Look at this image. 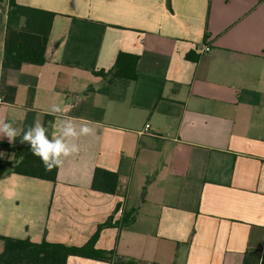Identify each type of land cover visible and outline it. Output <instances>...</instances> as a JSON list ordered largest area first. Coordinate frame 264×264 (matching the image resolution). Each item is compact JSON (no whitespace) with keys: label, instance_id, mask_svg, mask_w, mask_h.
Listing matches in <instances>:
<instances>
[{"label":"crops","instance_id":"1","mask_svg":"<svg viewBox=\"0 0 264 264\" xmlns=\"http://www.w3.org/2000/svg\"><path fill=\"white\" fill-rule=\"evenodd\" d=\"M15 1L55 17L46 62L4 69L0 3V119L22 136L48 116L58 135L56 104L94 134L55 182L0 179V252L1 237L81 247L110 222L93 244L109 261L66 264L264 258V0ZM120 52L137 56L136 78L97 75ZM96 167L118 175V193L90 188Z\"/></svg>","mask_w":264,"mask_h":264},{"label":"trees","instance_id":"2","mask_svg":"<svg viewBox=\"0 0 264 264\" xmlns=\"http://www.w3.org/2000/svg\"><path fill=\"white\" fill-rule=\"evenodd\" d=\"M6 4V20L3 39L1 67L18 70L23 65L41 66L47 60V47L51 25L55 14L50 11L18 4L15 0H0ZM137 56L118 53L111 70L98 72L97 75L111 79L134 80ZM44 126L51 137L50 118L45 117ZM17 137L14 144L1 143L0 147L8 151L12 160L0 159V179L9 173L55 182L58 168L47 171L40 158L33 155L28 144L20 143ZM90 188L95 192L115 195L119 192L118 175L115 172L96 167L92 174ZM110 222L100 225L89 242L81 247L64 246L42 241L32 243L28 240L2 238L3 249L0 252V264H66L70 256L89 257L95 260L109 261L105 251L93 249V244L102 228ZM117 264H138L133 260L117 258ZM242 264H264L258 252H245Z\"/></svg>","mask_w":264,"mask_h":264},{"label":"clouds","instance_id":"3","mask_svg":"<svg viewBox=\"0 0 264 264\" xmlns=\"http://www.w3.org/2000/svg\"><path fill=\"white\" fill-rule=\"evenodd\" d=\"M54 116L60 124L59 134H48V129L41 121L23 131L14 126V122L0 119V139L7 138L10 144H14L17 137H21V144H28L33 155L40 158L44 168L51 171L63 166L65 159L78 154L80 151L79 139L82 136L94 134V129L87 122L79 126L73 122L72 117L66 114V109L60 105H52L47 113ZM0 153V157L4 156Z\"/></svg>","mask_w":264,"mask_h":264},{"label":"built area","instance_id":"4","mask_svg":"<svg viewBox=\"0 0 264 264\" xmlns=\"http://www.w3.org/2000/svg\"><path fill=\"white\" fill-rule=\"evenodd\" d=\"M210 50V47L209 46H207V45H204L200 50H199V52L200 53H203V52H208ZM2 102H1V99H0V104H1ZM149 131V125L148 124H145V126H144V129H143V132H141V134H146L147 132Z\"/></svg>","mask_w":264,"mask_h":264},{"label":"rangeland","instance_id":"5","mask_svg":"<svg viewBox=\"0 0 264 264\" xmlns=\"http://www.w3.org/2000/svg\"><path fill=\"white\" fill-rule=\"evenodd\" d=\"M11 158H12V156H11Z\"/></svg>","mask_w":264,"mask_h":264}]
</instances>
